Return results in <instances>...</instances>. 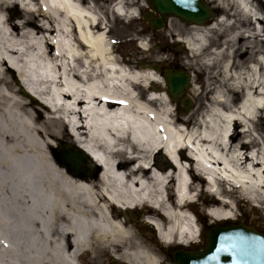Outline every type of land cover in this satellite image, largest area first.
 <instances>
[{"label":"bare ground","instance_id":"1","mask_svg":"<svg viewBox=\"0 0 264 264\" xmlns=\"http://www.w3.org/2000/svg\"><path fill=\"white\" fill-rule=\"evenodd\" d=\"M234 1L254 25L229 41L264 40V25L257 22L264 15L254 0ZM131 3L118 0L116 11L133 18L137 8ZM19 6L27 14L21 22L9 14ZM38 20L48 35L39 36ZM224 25L182 29L170 20L177 41L208 59L209 68L226 52L225 42L205 54L212 32ZM107 30L92 0H0V257L7 261L0 264H79L81 254L97 252L129 264H162L130 225L138 216L121 214L138 206L151 213L159 208L168 216L166 226L153 216L147 222L156 224L164 243L197 238L204 225L199 214L195 223L190 213L197 212L196 183L177 157L186 143L218 190L225 176L264 208V140L254 125L264 111V54L255 53L241 71L224 63L222 84L210 89L206 119L189 128V118L177 116L162 75L150 66L124 64ZM141 46L148 50L147 43ZM16 74L20 89L48 108L47 120L31 101L9 93ZM238 92L245 97L240 107L234 104ZM241 127L246 141L258 146L249 156L242 151L249 145L238 140ZM67 133L102 168L96 176L68 171L51 153L54 142L42 147L40 138ZM159 155L163 159L156 161ZM173 181L182 195L179 205L169 194ZM237 201L214 208V220L237 219Z\"/></svg>","mask_w":264,"mask_h":264},{"label":"rangeland","instance_id":"2","mask_svg":"<svg viewBox=\"0 0 264 264\" xmlns=\"http://www.w3.org/2000/svg\"><path fill=\"white\" fill-rule=\"evenodd\" d=\"M92 2L99 8L105 20L108 21V28H110L108 35L114 44L115 54L124 64L127 66H135L136 68L141 67L142 64L159 65L161 69L166 67L183 68L192 74L193 80L191 89L187 90L186 93L191 97L194 106L187 114H181L179 110L183 108L182 102L171 99V104L175 107L177 116L189 118L190 122H188L189 124L187 123L189 126L197 125L198 120L207 112L214 92V90L211 91L210 89L217 88L222 84V77L220 75L222 74L224 63L231 61L233 72L241 71L255 61V53L264 54V40L261 38H245L243 36H238L233 42L229 41L231 34H235L244 29L253 30L254 25L253 20L249 16L240 12L234 0L212 1L214 7L219 10V16L207 22L205 26L212 27L216 23L225 24L222 26V31L214 30L212 32V44L222 47L225 42L227 43L226 52L223 54L219 63L213 68L205 66V59L202 56L194 54L193 51H190L186 46L181 45L172 32L173 27L170 26V20H172L174 28L188 29L191 27L192 23H187L177 17H171L165 28L161 30H152L144 18L146 12L151 7L147 0H132V4L129 5L130 8H137V12L132 14L134 16L133 18L126 17L123 19L112 14L113 20L110 19L108 14V4H110L111 0H92ZM253 3H256L258 9L264 13V0H254ZM9 14L15 21L19 20L20 22L24 21L25 17H27L26 12L20 7L10 10ZM141 42L148 44V50H144L140 47ZM209 53V49L205 51V54ZM20 83L21 80L16 74L15 79H13L14 88L9 87V93L16 98H23L26 101H31L32 105L43 113V119L47 120L51 116L48 108L38 104L36 101H32V99L20 89ZM243 96L242 92H238L234 96V104H238ZM254 125L264 140V111L260 113L259 119L254 122ZM58 128L62 130V127ZM241 128H239V130ZM40 139L42 142L41 145L44 148H47V142L50 141L54 142L56 147L60 145L61 142L65 144L73 143V138L68 133L63 137L55 138L47 136L46 138ZM243 139H245V135L241 134L238 140L240 141ZM50 150H52L51 153H54L53 148ZM162 159V155H159L156 161H161ZM41 166L43 173H45L48 170V166L44 162H42ZM95 168L96 166L91 168L87 167L85 174L96 176L97 169ZM204 196L206 197L207 195L204 194ZM138 211L139 210L136 209L132 215L138 214ZM127 212H129V210L122 211L121 215H123V218H125L124 214H127ZM141 212L146 213V210L142 208ZM237 214L238 219L221 220L219 223L240 221L243 223H250L260 228L264 227V208L256 207L253 203H242L238 204ZM205 219V221L203 220V236L209 231V225L216 222L210 217H205ZM130 225L135 226H132L134 232L139 235V237H137L145 245L154 247L151 246V243L149 244L147 242L149 239L152 240L151 234L145 230V228L139 226L138 220L132 218ZM141 229H143L142 233L140 232ZM84 255L87 256L86 264H113V256L108 252H97L94 255L85 253ZM0 261L1 263H7L6 259L3 257H0ZM114 262L122 264L123 260L116 259Z\"/></svg>","mask_w":264,"mask_h":264},{"label":"water","instance_id":"3","mask_svg":"<svg viewBox=\"0 0 264 264\" xmlns=\"http://www.w3.org/2000/svg\"><path fill=\"white\" fill-rule=\"evenodd\" d=\"M149 1L152 10L147 12L145 18L154 29L163 28L169 16L204 24L215 15L205 0H192L194 7L186 3V0ZM155 13L159 16L154 17ZM154 69L159 71L158 66ZM163 75L173 99H178L190 87L191 76L185 70L168 68ZM184 104L186 111L193 106L189 97L184 98ZM60 158L69 171L74 170L79 175H84L85 165L92 167L87 154L73 145L66 147ZM172 261L174 264H264V232L239 222L215 224L210 226L203 247L197 251L177 250L172 255Z\"/></svg>","mask_w":264,"mask_h":264},{"label":"flooded vegetation","instance_id":"4","mask_svg":"<svg viewBox=\"0 0 264 264\" xmlns=\"http://www.w3.org/2000/svg\"><path fill=\"white\" fill-rule=\"evenodd\" d=\"M202 244L200 245H197V246H191L189 247L188 249H197L201 246ZM70 247V245H68ZM180 248L179 246H171V247H167L166 248H160L158 250H160V254H161V261L163 264H171V258H170V250L174 251L176 249ZM86 260H87V256H82L80 258V263L81 264H86ZM88 264V263H87Z\"/></svg>","mask_w":264,"mask_h":264},{"label":"snow or ice","instance_id":"5","mask_svg":"<svg viewBox=\"0 0 264 264\" xmlns=\"http://www.w3.org/2000/svg\"><path fill=\"white\" fill-rule=\"evenodd\" d=\"M186 3H188V4L192 5V7H194V4H192V0H186ZM119 103L124 104V103H126V101H119Z\"/></svg>","mask_w":264,"mask_h":264}]
</instances>
